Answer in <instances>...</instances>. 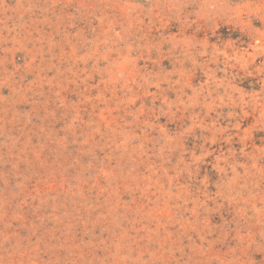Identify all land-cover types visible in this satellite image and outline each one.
Wrapping results in <instances>:
<instances>
[{"label":"rangeland","instance_id":"rangeland-1","mask_svg":"<svg viewBox=\"0 0 264 264\" xmlns=\"http://www.w3.org/2000/svg\"><path fill=\"white\" fill-rule=\"evenodd\" d=\"M0 264H264V0H0Z\"/></svg>","mask_w":264,"mask_h":264}]
</instances>
